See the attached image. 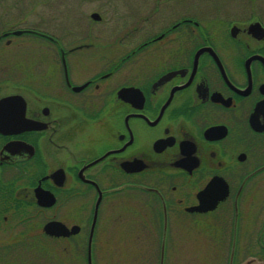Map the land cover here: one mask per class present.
<instances>
[{
    "label": "flooded vegetation",
    "instance_id": "flooded-vegetation-1",
    "mask_svg": "<svg viewBox=\"0 0 264 264\" xmlns=\"http://www.w3.org/2000/svg\"><path fill=\"white\" fill-rule=\"evenodd\" d=\"M56 1L0 0V264L119 258L126 225L159 264H264V0H116L104 41Z\"/></svg>",
    "mask_w": 264,
    "mask_h": 264
},
{
    "label": "rangeland",
    "instance_id": "rangeland-1",
    "mask_svg": "<svg viewBox=\"0 0 264 264\" xmlns=\"http://www.w3.org/2000/svg\"><path fill=\"white\" fill-rule=\"evenodd\" d=\"M106 1V0H105ZM130 2H127L126 4L132 6L133 2L137 0H129ZM115 4L116 7H111L106 11L103 8L104 2L103 0H89L88 2H85L84 0H58L56 1V6H58L57 10L58 13H56L57 16H59V19L61 21V28L68 27L70 25H73L74 18L77 16L76 14H80L81 12L89 13L90 11H98L100 15H102L103 19L101 23H93V31L95 32L94 35L99 36L101 40H106L105 34H102V31L109 29V33L107 36L110 39H113V37L116 36V33H112L113 28H115L118 25V19L122 13H128L132 12L133 8H130L129 6H126L125 3L116 2H110L109 4ZM123 4H125L126 7H123ZM103 37V38H102ZM128 224V223H126ZM129 224H131L129 222ZM113 231H111L110 235L116 236V227H112ZM124 233L123 238L124 240V254L122 257H109V258H100L98 260V264H159V257L155 259H151V257H146V255L143 256H135L133 252V226L126 225L123 227ZM107 260V262H106ZM168 263L173 264H182V258H169Z\"/></svg>",
    "mask_w": 264,
    "mask_h": 264
},
{
    "label": "water",
    "instance_id": "water-1",
    "mask_svg": "<svg viewBox=\"0 0 264 264\" xmlns=\"http://www.w3.org/2000/svg\"><path fill=\"white\" fill-rule=\"evenodd\" d=\"M92 17L95 19V20H100L101 19V16L98 14V13H93L92 14ZM97 216V209H96V213H95V218ZM163 264V262H162Z\"/></svg>",
    "mask_w": 264,
    "mask_h": 264
}]
</instances>
